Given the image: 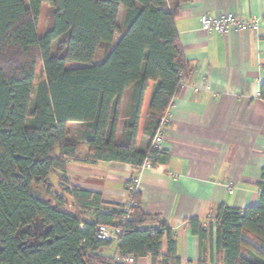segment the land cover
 I'll return each instance as SVG.
<instances>
[{
    "label": "trees",
    "instance_id": "obj_1",
    "mask_svg": "<svg viewBox=\"0 0 264 264\" xmlns=\"http://www.w3.org/2000/svg\"><path fill=\"white\" fill-rule=\"evenodd\" d=\"M167 1L0 0V264H125L102 253L111 244L95 237L100 225L121 229L120 255L181 263L174 231L142 208L133 179L126 190L135 205L125 211L67 177L69 162L139 169L149 156L154 166L168 160L152 141L190 73L175 24L190 0ZM49 12L51 25L40 32ZM39 63L44 80L37 83ZM258 188L257 205L222 204L209 229L189 220L199 264L214 251V264H264V169Z\"/></svg>",
    "mask_w": 264,
    "mask_h": 264
},
{
    "label": "crops",
    "instance_id": "obj_2",
    "mask_svg": "<svg viewBox=\"0 0 264 264\" xmlns=\"http://www.w3.org/2000/svg\"><path fill=\"white\" fill-rule=\"evenodd\" d=\"M167 4L172 7L176 0ZM227 13L243 20L261 17L263 23L258 32L232 30L223 35L202 29L201 17ZM175 24L190 73L168 108L170 123L163 141L168 160L144 171L116 162H69L67 177L70 186L102 193L105 200L123 204L129 199L128 180L138 176V201L147 213L162 217L172 228L180 264H199L200 241L192 233L189 220L198 218L209 229L220 205L245 209L260 199L258 184L264 169V100L260 98L264 83V0L182 2ZM97 54L99 63L104 52ZM128 101L129 91L124 107ZM148 143L141 133L138 146L144 149ZM87 152L86 144L80 143V157ZM215 229L213 226V239ZM116 245L102 253L114 257ZM162 249L163 253L167 250L166 238ZM215 254L212 260L208 257L209 264L215 263ZM135 264L153 263L146 257L136 259Z\"/></svg>",
    "mask_w": 264,
    "mask_h": 264
},
{
    "label": "built area",
    "instance_id": "obj_3",
    "mask_svg": "<svg viewBox=\"0 0 264 264\" xmlns=\"http://www.w3.org/2000/svg\"><path fill=\"white\" fill-rule=\"evenodd\" d=\"M262 23H263V20L261 17H253L248 20H243L233 13L222 14L218 17H213V18L206 16V15L201 17V25L204 31H207V32L216 31L223 35L229 33L232 30L250 29L254 32H258L262 26ZM169 123H170V119H169V113L167 110L165 115H163L160 118L159 127L152 141L153 148L158 149V150H165L163 147V141H164V135L168 129ZM153 160H154V157H150V156L147 157L145 161L143 162V164L141 165V167L139 168V170L144 171V170H152L153 168H155L156 166L153 165ZM131 179H133L132 188L135 191H138L139 190V187H138L139 177L135 176V177H132ZM228 189L231 190L232 185H230ZM126 194L129 197V199L123 204L126 205L125 211H128L129 208L135 204L132 202L129 196V191H127ZM120 235H121V229L107 226V225H100L97 228L96 233H95L96 238L102 241L109 242L111 245L117 244ZM115 259L125 264H135V260H136L131 255H120L118 253L115 255Z\"/></svg>",
    "mask_w": 264,
    "mask_h": 264
},
{
    "label": "rangeland",
    "instance_id": "obj_4",
    "mask_svg": "<svg viewBox=\"0 0 264 264\" xmlns=\"http://www.w3.org/2000/svg\"><path fill=\"white\" fill-rule=\"evenodd\" d=\"M51 25V14L49 12V14L47 15V17H43V20L40 24V32H41V29L45 28H49ZM98 57V56H97ZM44 80V77H43V74H42V71H41V63L38 64L37 66V77H36V82H40V81H43ZM50 180L51 182L55 185V187H57L58 185V175L53 173L51 176H50ZM92 214L91 215H87V219H91L92 218Z\"/></svg>",
    "mask_w": 264,
    "mask_h": 264
}]
</instances>
